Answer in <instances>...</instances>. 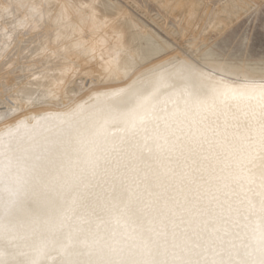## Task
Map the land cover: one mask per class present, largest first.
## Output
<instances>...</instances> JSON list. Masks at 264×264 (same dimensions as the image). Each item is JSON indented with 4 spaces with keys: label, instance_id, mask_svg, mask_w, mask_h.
Masks as SVG:
<instances>
[{
    "label": "bare ground",
    "instance_id": "1",
    "mask_svg": "<svg viewBox=\"0 0 264 264\" xmlns=\"http://www.w3.org/2000/svg\"><path fill=\"white\" fill-rule=\"evenodd\" d=\"M160 3L174 12L185 8L189 16L196 4ZM58 4L69 6L65 15L74 26L55 23ZM9 15L15 18L7 21ZM157 39L117 3L0 0V118L37 103L70 108L68 86L80 73L95 77L104 84L100 88L129 84L135 64L159 51ZM12 51L23 70L5 69ZM110 65H119V73L110 72ZM17 72L27 81L7 95L9 77ZM163 79L154 75L127 92L101 95L48 118L41 129L21 126L0 138V155L8 153L0 158V260L58 264L52 259L63 250L60 264L264 261V226L250 223V202L264 186L243 180L246 162L253 171L264 164V93L215 83L208 89L190 77L164 87ZM173 85L189 89L151 113ZM44 110L51 109L33 111ZM216 192L220 198L191 213L170 208L174 200ZM241 193L249 203L238 199ZM120 206L133 220L161 216V235L149 236L116 214ZM67 233L71 242L65 245Z\"/></svg>",
    "mask_w": 264,
    "mask_h": 264
},
{
    "label": "rangeland",
    "instance_id": "2",
    "mask_svg": "<svg viewBox=\"0 0 264 264\" xmlns=\"http://www.w3.org/2000/svg\"><path fill=\"white\" fill-rule=\"evenodd\" d=\"M160 1L101 0V4L104 6L107 5V2L108 6L110 2L117 3L131 15L140 27L146 28V30L151 31L161 39H157L158 41L156 42L160 44L157 54L147 57L142 62L138 61L135 64L132 72H137V75L129 84L116 88H100L104 85L103 83L97 81L93 76L80 73L73 78L68 86L70 97L68 104L71 106L70 108L61 111L54 110L59 107L56 105L57 103L42 104L37 103L36 99L32 102L37 104L23 106L19 110L10 112V114L0 118V138L6 134L18 133L21 126L24 129L27 126L32 129H41L45 126L44 122L48 118L65 116L67 113L75 111L79 106L84 105L87 101L101 95L127 92L138 82L151 79L154 75H164L162 83L164 87H170L173 84V79L176 77H190L200 86L208 89L212 87L211 83H215L228 87L245 88L257 94L264 93V0H246V3L242 0L243 6L237 9L241 13L237 17V23L228 28L224 33L212 30L210 25L214 20L219 22L223 15L220 5L224 4L225 0H194L196 2L195 11L192 12L191 16L188 15L185 8H180V11L174 12L163 3H160ZM176 1L185 4H181V7H185L189 2V0ZM82 2L87 3L88 0H82ZM100 7L103 8L102 6ZM22 13L24 14V10L18 17L22 16ZM14 18V15H9L6 20H13ZM190 32L207 36L206 41H201L206 47V51L201 52L200 48H196L193 51L192 46L185 39L186 35ZM28 45L29 42L21 44L19 51ZM26 52H23L22 56L26 55ZM165 53L170 55H165ZM9 59L10 64L5 69L23 70V67L18 62L20 56L17 54V51L16 53L12 51L9 54ZM31 60L33 59H28V61ZM9 80L11 82L6 87L8 91L7 95H11L13 93L12 90L19 91L27 81L21 72L12 74ZM13 85H17L18 87L11 88ZM26 87L36 91L35 87ZM188 89L187 85H173L150 108V112H159L175 98L186 93ZM40 105L42 108L47 107L51 110L34 112L33 110H36ZM4 109L5 107H0V110ZM57 139L61 138L58 137ZM7 154H1L0 158L7 156ZM13 158L11 157L12 160ZM243 169L246 172L243 180L247 182L261 181L264 186V164L260 166V170L253 171L255 166L246 162ZM220 195V192H216L214 195L206 198H192L188 201L179 202L178 200H174L170 208L172 210H181L183 214H188L191 213V210H198L202 205L206 206L217 200L220 198ZM238 199L244 201L245 197L241 193V195L238 194ZM244 202L249 203V200L246 199ZM222 204L225 207H229V203L226 200ZM250 204V223L258 222V224L260 223L264 226V189L259 190L256 199L250 202ZM207 209L214 210L212 207H208ZM128 211L120 206L116 214L125 216L128 221L131 219V224L140 227L142 232L149 236L161 235L165 224V220L161 216L145 220L141 218L133 220V214ZM64 226L67 227V220L64 221ZM172 226V233L176 235V224ZM190 227H193L192 223H188V229ZM100 228L99 226L98 230ZM251 230L252 232L256 231L254 229ZM70 242L71 236L67 233L65 245H68ZM46 251V248L40 250L39 258L41 260L46 256ZM61 251L59 255L62 257ZM60 256L52 259V261L58 264L64 263L60 259Z\"/></svg>",
    "mask_w": 264,
    "mask_h": 264
},
{
    "label": "snow or ice",
    "instance_id": "3",
    "mask_svg": "<svg viewBox=\"0 0 264 264\" xmlns=\"http://www.w3.org/2000/svg\"><path fill=\"white\" fill-rule=\"evenodd\" d=\"M244 3H246V0H244ZM243 6L242 0H225L224 4L220 5V8L223 11V15L221 16L219 22L213 21L210 25L211 29L218 32V33H224L228 28H231L237 23V17L241 15L239 11H237L238 8ZM49 7H53V5H49ZM56 8L59 9L58 12H53L52 15L55 18V23L57 25H66L69 27L74 26L72 21V16H66L65 11L69 7L66 4H58L55 5ZM193 11H195V6H193ZM79 23V21L77 22ZM185 39L188 41V43L192 46L193 51L196 50V48H200L201 52L206 51V47L201 43L202 40L206 41L207 36H201L199 34L189 33L186 35ZM165 55H170L168 53H165ZM191 59V57H189ZM109 71L113 72L115 71L117 74L119 73V65L116 66L115 69L112 68V66H109ZM0 264H8L7 261L0 260ZM30 264H37V261H31ZM109 264H135V262H128V261H119V262H109ZM174 264H187V262L179 261L174 262ZM261 264H264V261H261Z\"/></svg>",
    "mask_w": 264,
    "mask_h": 264
}]
</instances>
